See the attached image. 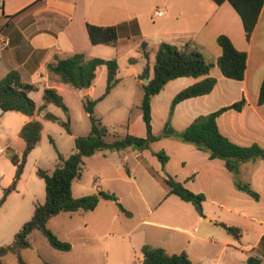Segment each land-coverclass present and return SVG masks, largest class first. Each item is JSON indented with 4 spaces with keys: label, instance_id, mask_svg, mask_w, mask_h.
Listing matches in <instances>:
<instances>
[{
    "label": "crops",
    "instance_id": "obj_1",
    "mask_svg": "<svg viewBox=\"0 0 264 264\" xmlns=\"http://www.w3.org/2000/svg\"><path fill=\"white\" fill-rule=\"evenodd\" d=\"M156 8H162L164 13L153 15ZM87 24L114 26L116 44L91 43ZM220 34L226 35L237 50L247 54L244 77L240 80L225 77L216 65V59L221 54L216 37ZM161 42L178 47L196 45L205 61L213 63V66L207 75L170 79L151 97L152 133L156 135L161 132L176 93L210 76L216 80L210 92L186 98L175 105L171 115L172 126L182 130L197 116L225 107L216 117L220 133L235 144H256L264 150V101L258 103L259 88L264 78V1L250 37L247 38L242 18L229 0L219 3L214 0H0V78L8 71L16 70L23 82L37 86V90L29 92L33 100L35 94L42 97L44 88L53 87L61 93L65 86H69L49 76L47 63L54 53L67 56L76 52H83L87 58H115L118 63V81L106 96L122 84L121 71L124 68L133 79L129 83L142 90V100L143 79L139 77L145 67L151 76L155 53ZM103 66H97L96 76L85 90L92 99L100 96L95 93L98 73L102 75ZM104 70L106 74V67ZM73 90L82 97L85 94L81 90ZM239 101L243 102L240 109L230 107ZM14 112L7 111L12 114L10 116L14 121H18V134L29 117ZM4 113L0 114V118L3 119ZM33 118L36 119L35 114ZM130 124L127 133L145 136V127L144 131L141 127L135 132ZM3 148H9L8 144H4ZM160 150L168 155L163 167L153 154ZM99 152L118 156L123 166L121 175L125 179L134 180L128 173H138L142 177L146 175L153 183L161 180L160 184L166 186L163 198H160L162 200L159 199V202L157 196L147 205L158 203L161 206L167 201V206H174L172 215L180 218L149 220L143 217L141 221L157 228L160 237H151L147 232L142 243L161 246L168 253L184 251L193 264H247L249 257L264 264V158L241 162L238 174L234 175L222 159L210 158L207 152L176 138L155 140L149 148L143 150L127 147ZM104 159L108 160V157L104 156ZM102 172L106 175L104 167L101 168ZM165 173L190 191L204 196L203 215H199L190 202L169 193V187L163 181ZM13 174L14 171L5 185L11 182ZM237 180L248 184L257 193V197L240 189L236 185ZM21 181L22 175L17 188ZM94 182L96 192L103 189L113 191L108 182L106 186H101L98 176ZM72 194L78 197L74 194L73 184ZM106 201L99 200L97 206L87 212L100 210L101 204L103 209L108 210ZM77 212L86 213H58L63 214L62 219L66 222L64 236L51 224L58 214L48 221L49 228L59 235L57 237L71 244L67 251L53 248L47 239L33 240L38 230L32 232L28 248H35L34 252L42 258V264H56L51 259H58L63 254L84 257L89 261L108 249L106 243L98 244L95 241L102 237V231L110 229L107 224L118 219V215L102 217L97 225L83 222V225L74 228L72 216ZM219 223L240 228L241 237L234 238ZM58 225L60 229L63 226ZM70 235L79 241L74 242ZM181 238H184L183 243Z\"/></svg>",
    "mask_w": 264,
    "mask_h": 264
},
{
    "label": "trees",
    "instance_id": "obj_2",
    "mask_svg": "<svg viewBox=\"0 0 264 264\" xmlns=\"http://www.w3.org/2000/svg\"><path fill=\"white\" fill-rule=\"evenodd\" d=\"M214 1L219 3L222 0ZM229 1L240 14L246 36L249 38L264 0ZM86 29L89 40L93 44L115 45L117 42V33L114 26L87 24ZM216 41L221 47V54L216 59V65L221 73L228 78L242 79L247 63L246 52L237 50L226 35H218ZM100 65H105L107 71L104 92L94 99L89 98L87 93L83 95L85 98L83 108L90 119L89 132L85 135L74 137V150L67 156L57 150V164L53 170L36 169V175L44 181L45 199L43 202L35 203L30 219L25 221L14 233L12 241L0 246V264H4L1 261V257L10 253L17 256L18 264H25L21 257V250L30 247L31 234L35 230L44 235L53 248L62 251L69 250L71 244L68 241L59 239L48 226L49 219L60 212H87L93 210L99 200L104 199L115 201L121 212L125 215H130V212L118 201V197L113 192L99 190L96 193L84 194L78 197L73 196V181L82 177L85 159L96 152L123 150L127 147L143 150L149 148L150 143L155 140L170 137L193 144L197 149L207 152L210 158L222 159L226 167L234 175L238 174L241 162L258 157L264 158V150L259 145L241 146L231 142L220 133L216 124V117L225 107L197 116L182 130H177L172 126L171 115L175 105L186 98L210 92L216 82L215 78L210 76H206L176 93L172 98L169 114L161 132L156 135L152 133L151 97L159 92L170 79L180 76L198 77L207 75L212 68L213 63L205 61L196 45L185 44L182 47H178L166 42L159 43L151 76H149L147 67L141 73L140 79L148 77V82L141 84L143 96L140 107L145 127L144 137L126 133L108 140L107 136L110 135L108 128L94 114L96 103L102 100L118 81V63L115 58H87L83 52H76L67 56L54 53L51 60L47 63V72L55 80L68 84L74 89L81 90L91 86L96 76V68ZM35 90H37V86L23 82L16 70H10L0 78V110L2 112L15 111L29 117V120L18 131V136L24 142L21 155L9 153V158L14 166V174L11 182L2 188L0 206L11 192L17 190V184L23 173L27 156L41 138L42 123L38 119L33 118L37 106L35 101L29 96V92ZM42 99L43 104L39 108L45 109L47 104L52 103L60 107L67 116L69 115L68 106L65 104L62 95L55 88H44ZM263 101L264 78L259 88L258 103ZM242 104L243 102L239 101L233 103L230 107L240 109ZM43 117L58 122L68 133H71L69 118L64 121L49 111H46ZM153 154L159 159L163 167L168 155L163 150L153 152ZM163 181L169 187L170 194H175L182 200L190 202L197 213L203 215L202 202L204 196L202 194L190 191L181 182L176 181L166 173L163 176ZM236 185L257 197V193L248 184H243L237 180ZM219 224L234 238L238 239L241 237L240 228L226 225L225 223ZM141 251L144 254L142 264H193L184 251L168 253L161 246H151L149 244L142 245ZM247 264H259V261L249 257Z\"/></svg>",
    "mask_w": 264,
    "mask_h": 264
},
{
    "label": "rangeland",
    "instance_id": "obj_3",
    "mask_svg": "<svg viewBox=\"0 0 264 264\" xmlns=\"http://www.w3.org/2000/svg\"><path fill=\"white\" fill-rule=\"evenodd\" d=\"M104 69L105 66H103L102 75L99 76L98 73L95 93L97 96L101 95L105 89L106 74ZM121 75L122 84L118 85L111 95L98 101L94 106V114L100 118L102 124L110 132V135L107 136L108 140L126 134L130 123L135 132L139 131L141 127L144 131L140 107L142 90L129 83L133 80L129 76V71L122 68ZM73 91L70 86H65V89L60 93L69 108L68 116L60 107L52 103L47 104L45 109L39 108L43 104L42 97L37 96L39 94H35L33 97L37 105L36 119L42 123L41 138L27 156L20 187L11 192L0 206V246L12 241L14 233L25 221L30 219L35 203L43 202L45 199L44 181L36 175V169L53 170L57 164V150L67 156L74 150V137L85 135L90 130V119L83 108L85 98ZM46 111L52 112L64 121L69 118L71 133H68L58 122L45 119L43 114ZM2 113L0 110L1 115ZM9 113L5 112L2 116L3 119L0 118V196L2 188L10 183L5 185L14 171L9 153L20 156L24 147L23 140L17 134L18 121H14L10 116L12 114ZM4 144H8L9 148H3ZM104 156H107L108 160H105ZM102 167L105 168L106 175L103 172L100 173ZM121 169L123 166L120 164L118 156L110 155L109 152L105 154L99 152L85 159L82 177L73 182L74 194L81 196L96 193L94 179L98 176L101 179L100 185L106 186L105 183L108 182L110 189L113 190L110 191L118 197V201L130 212V215L121 214L113 200L106 201V204L109 205L108 210L103 209L101 204L100 210L81 214L74 213L72 216L74 228L83 225V222L97 225L102 217L110 218L118 215L119 218H115L111 224H107L110 229L102 231V237L95 241L98 244L104 242L109 245L103 254L89 261L84 257L63 254L58 259H51L56 264H141L143 258L141 247L144 245L142 242L145 240L147 232L151 237H160V231L157 228L148 226L141 219L143 217L149 220H163L162 217L169 220L180 218L172 215L174 206L171 204L167 206L169 204L167 201L161 206L157 205L158 203L147 205L148 202H153L157 196V200L162 197L166 186L160 184L161 180L153 183L146 175L142 177L138 173L137 175L128 173L134 180H127L121 175ZM62 215L55 216L51 224L53 228H57L61 232L59 233L61 236H64L66 222L64 223ZM58 224H63L61 229ZM69 227L72 229L70 225ZM35 233L33 240L46 241L40 232ZM56 236L59 235L56 233ZM70 236L74 242L79 241H76L72 235ZM183 242L184 238H181V243ZM34 251L35 248H26L21 251V257L25 264H42V258ZM44 253L46 254V252ZM1 261L4 264H18L17 256L12 253L2 257Z\"/></svg>",
    "mask_w": 264,
    "mask_h": 264
},
{
    "label": "built area",
    "instance_id": "obj_4",
    "mask_svg": "<svg viewBox=\"0 0 264 264\" xmlns=\"http://www.w3.org/2000/svg\"><path fill=\"white\" fill-rule=\"evenodd\" d=\"M162 13H164V10L162 8H156L153 11V15H155V16L160 15Z\"/></svg>",
    "mask_w": 264,
    "mask_h": 264
},
{
    "label": "water",
    "instance_id": "obj_5",
    "mask_svg": "<svg viewBox=\"0 0 264 264\" xmlns=\"http://www.w3.org/2000/svg\"><path fill=\"white\" fill-rule=\"evenodd\" d=\"M142 81H143V83H147L148 82V77H144ZM85 90H87V88H82L81 89V91H83V93H84Z\"/></svg>",
    "mask_w": 264,
    "mask_h": 264
}]
</instances>
